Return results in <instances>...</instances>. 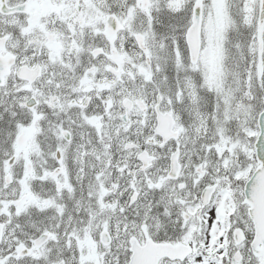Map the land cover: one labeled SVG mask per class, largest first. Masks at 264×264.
Returning a JSON list of instances; mask_svg holds the SVG:
<instances>
[{"label":"snow or ice","instance_id":"obj_1","mask_svg":"<svg viewBox=\"0 0 264 264\" xmlns=\"http://www.w3.org/2000/svg\"><path fill=\"white\" fill-rule=\"evenodd\" d=\"M0 264H264V0H0Z\"/></svg>","mask_w":264,"mask_h":264}]
</instances>
